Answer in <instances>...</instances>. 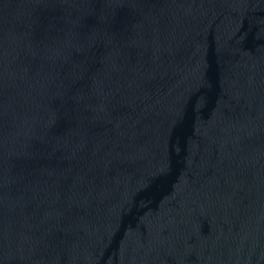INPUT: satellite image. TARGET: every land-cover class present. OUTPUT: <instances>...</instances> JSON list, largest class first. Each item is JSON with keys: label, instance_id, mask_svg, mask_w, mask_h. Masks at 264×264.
I'll return each mask as SVG.
<instances>
[{"label": "water", "instance_id": "water-1", "mask_svg": "<svg viewBox=\"0 0 264 264\" xmlns=\"http://www.w3.org/2000/svg\"><path fill=\"white\" fill-rule=\"evenodd\" d=\"M0 264H264V0H0Z\"/></svg>", "mask_w": 264, "mask_h": 264}]
</instances>
